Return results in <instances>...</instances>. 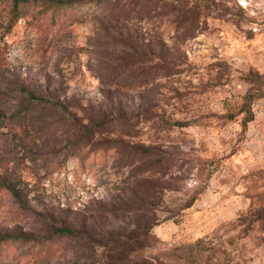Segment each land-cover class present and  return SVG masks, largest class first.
I'll return each instance as SVG.
<instances>
[{
	"label": "rangeland",
	"instance_id": "obj_1",
	"mask_svg": "<svg viewBox=\"0 0 264 264\" xmlns=\"http://www.w3.org/2000/svg\"><path fill=\"white\" fill-rule=\"evenodd\" d=\"M58 1L0 0V264H264V0Z\"/></svg>",
	"mask_w": 264,
	"mask_h": 264
},
{
	"label": "trees",
	"instance_id": "obj_2",
	"mask_svg": "<svg viewBox=\"0 0 264 264\" xmlns=\"http://www.w3.org/2000/svg\"><path fill=\"white\" fill-rule=\"evenodd\" d=\"M12 3H13V5L14 6H16L17 4H19V3H23V2H27L28 0H10ZM47 1H49V2H53V3H57V4H61L62 2H60V1H58V0H47ZM97 3V0H91L88 4H87V6H92V5H95ZM32 100H34V101H36V102H45L44 100H42V99H39V98H36V97H34L33 95H31V94H29L28 95ZM54 106H59V107H61V105L60 104H58V103H52ZM0 122H1V119H0ZM58 233H60V234H64V235H69V234H72L70 231H67V230H64V229H62V230H59L58 231ZM204 239L205 238H201V239H197L196 240V243L194 244V251L192 250V252L194 253V256L195 257H199L200 255H202L203 253H204V249H203V247H202V243H203V241H204ZM2 240H4V239H2ZM210 242V241H209ZM208 244H212V243H208ZM213 248L214 247H209L208 248V251L207 252H209V251H211V250H213ZM219 252H218V250L216 251V252H214V253H212V254H209V257H212V256H214V255H216V254H218Z\"/></svg>",
	"mask_w": 264,
	"mask_h": 264
}]
</instances>
